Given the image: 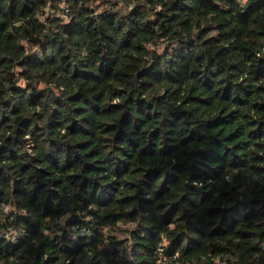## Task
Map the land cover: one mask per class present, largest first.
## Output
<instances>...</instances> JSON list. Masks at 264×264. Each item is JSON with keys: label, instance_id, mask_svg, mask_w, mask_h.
Listing matches in <instances>:
<instances>
[{"label": "trees", "instance_id": "obj_1", "mask_svg": "<svg viewBox=\"0 0 264 264\" xmlns=\"http://www.w3.org/2000/svg\"><path fill=\"white\" fill-rule=\"evenodd\" d=\"M0 264H264V0H0Z\"/></svg>", "mask_w": 264, "mask_h": 264}, {"label": "built area", "instance_id": "obj_2", "mask_svg": "<svg viewBox=\"0 0 264 264\" xmlns=\"http://www.w3.org/2000/svg\"><path fill=\"white\" fill-rule=\"evenodd\" d=\"M62 5H63V7H61V8L64 10V12H67L68 9H67V6L65 5V2H63ZM47 12L52 14L54 12V10L53 9H48Z\"/></svg>", "mask_w": 264, "mask_h": 264}, {"label": "clouds", "instance_id": "obj_3", "mask_svg": "<svg viewBox=\"0 0 264 264\" xmlns=\"http://www.w3.org/2000/svg\"><path fill=\"white\" fill-rule=\"evenodd\" d=\"M61 7H63V5H61ZM157 10H159V6H157ZM41 87H43V85H41ZM112 102H113V103H118V102H119V99H117V100H113Z\"/></svg>", "mask_w": 264, "mask_h": 264}]
</instances>
